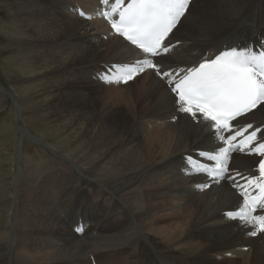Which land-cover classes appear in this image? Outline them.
I'll return each mask as SVG.
<instances>
[{
    "label": "bare ground",
    "instance_id": "1",
    "mask_svg": "<svg viewBox=\"0 0 264 264\" xmlns=\"http://www.w3.org/2000/svg\"><path fill=\"white\" fill-rule=\"evenodd\" d=\"M111 1L112 0H110L108 4H105L103 0H93L96 7L94 8V5L92 6L94 9L99 10L100 17H97V15H95V10H93L91 11L93 14L91 20L86 21L81 16L74 14L78 9L75 6L76 3L81 2L80 5L85 7L87 6L85 5L87 3L86 0H18L17 10L19 11H17L18 15L16 16L20 18L19 21L22 20L20 26L23 27L22 29H24L28 35V46L26 45L28 48L27 51H25V55L27 54L28 58L24 56V60L28 59V62L39 60V62H41L40 59L45 58L47 61H45L46 63L43 65L47 64L49 67H53L58 61L65 60L66 58H69V56L70 58H76L80 64L84 65H88L89 62L93 63L91 66L98 65V63H94L98 60H100L101 63H112L110 66H100L98 68L99 78L101 75L104 78L105 76L103 75L106 70H109L117 63L120 65H134L137 61L149 59L158 67L159 72L174 74L177 71L186 72L188 69L195 67L199 62L204 61L205 59H211L222 50L231 49L233 47L242 49L250 48L256 53H259V50L261 49L264 51V0H203V4L198 8L196 14L191 20L192 26L189 27V31L185 32L187 35L182 34L181 36H178L179 27H181L183 23L194 14L193 7L198 0H191L186 16L181 18L180 22H178V24L180 23L179 26L178 24L176 25L174 31L164 42L163 46L170 49V52L166 53L168 59L165 57V60H162L159 64L155 61L157 59H163L162 56L153 60L155 57L152 58L144 55L124 41L121 37L112 34L111 27H107V24L109 23L104 21L101 16V8H106L105 5L108 6ZM72 8H74V11ZM83 9L86 11L88 7ZM220 30L223 31V37L221 36L220 40H216V42H210L209 40H211V36L216 33L218 34ZM106 34H109L111 37L106 39ZM23 44L24 43L21 45ZM34 44L38 45L40 48L38 47V50L34 49ZM102 45L105 47L102 48ZM184 45H186V47H184ZM103 57L104 59L105 57L108 58L102 61ZM18 58L20 59L21 57ZM101 63L99 62V64ZM30 66L31 65L28 67V65H25L24 63L21 65V68L24 71H30L34 68L35 64L34 66L32 64L33 68H30ZM63 68H65V66ZM71 68L74 69L73 67ZM41 71L43 72V69ZM149 71L150 74L148 71L138 74L139 79L142 78L139 85L140 89L136 91L142 97V99L137 97V100L139 101L138 103L141 105L148 103L150 106L148 105L147 108L144 109L145 114L152 113L150 116L141 115V122H144V120H146V122L144 125H141L140 123L139 134L143 128V131H146L145 129L151 131L164 129L170 134V137L176 141L172 147L175 149L172 150L171 148H168L160 155H154L151 150L152 140L148 135L141 140V145L139 143L135 145V138L137 136L134 131L132 132H134L135 135L128 137L124 135L126 129L116 131L115 133L111 128H105L103 125L104 128H102L97 121V124L91 122L92 124L89 125L88 118H91L89 116L90 114L87 115L89 117L81 114L86 125L80 122L79 125L74 128L76 134H78V138H75V134V136L71 135L72 131L70 128L72 126L65 130H69L68 132H70V138L68 137L69 135H67L69 140L73 137L75 141L77 140L82 143L80 144V146L82 145V150L86 149L85 154H81L77 151H75L77 153H72L71 151L74 155V158L71 157L72 161L76 162L81 169L77 172L69 171L67 173L52 171L53 176H44L46 178L53 177V181L48 184L42 183L40 174L37 175L35 159L33 161L34 165L29 164V168L27 167L25 172L22 171L23 174H21L23 175L24 182L22 185H19V195L18 193H15L14 195L17 194L18 197H16V199L14 198L12 202L11 199L10 205L8 206V209H13L10 214L13 222L9 223L5 218V220H2L3 218L0 219V249L2 243H6L8 249L6 252H0V264H90L87 258L88 253L94 255L93 258H95L98 264H105L108 259H115L116 264H264V233H258L257 235L252 236L250 233L255 230L253 225H246L242 220L228 218L229 213L239 211L243 206L242 200L244 197L241 194V190L235 186L236 183L241 184L242 182H238L237 179L241 176L259 177V166L257 169H254L252 155L238 152L235 154L234 159L236 164L241 166L242 170L236 171V167L229 162L227 165L229 171L228 174L225 175H229L231 178H236L235 181L233 180L234 184L232 186H227V184L224 185V178L217 182L210 177L204 176V178L201 174H196L197 176H193L189 182L187 180H180L182 177L177 176L176 173L173 172V168L175 170L178 169V171L182 172L186 177L189 173L193 175L192 171H189L188 167H186L185 157L197 158L200 155V151L217 152L220 148L225 146L219 139V133L216 132L211 121L204 120L203 116L200 114H197L194 118L179 110L180 105L177 103L175 94L171 92L170 87H167L166 81L170 77H162L155 69H150ZM31 76H33L32 73L30 74V78ZM42 76L45 78V75L42 74ZM60 77L61 79L66 77L64 72ZM48 78L47 80L50 79ZM57 80H59V78ZM43 83H45L44 80L42 81V87L44 85ZM54 83L55 81L53 82V86ZM78 83L80 82L78 81ZM69 84L71 85V83ZM122 84L123 83H121V85ZM55 85L57 84L55 83ZM113 87L119 88L121 86ZM158 87L162 89V92L159 91ZM45 88L46 87H44V89ZM48 90L51 89L48 88ZM44 92L47 93L46 91ZM44 92L39 93L43 94ZM117 95L121 97L122 94L118 93ZM48 96L53 98L55 96L57 97V95L51 96L50 94H48ZM38 97L40 98V96ZM44 99L46 101L48 98ZM55 103L57 105V102ZM63 103L61 105H63ZM51 104L49 106L50 108ZM130 104H133V102ZM25 107L26 106L24 105V108ZM30 107L31 106L27 108L29 109ZM48 108L47 110H50V108ZM83 108L84 107H82V109ZM55 109L53 110L56 111L57 109ZM31 111L33 112V110ZM34 111L36 112V110ZM87 111L88 110H86V112ZM13 112L14 111H11V113ZM7 120H9V118ZM74 120L75 119H73V121ZM157 122L159 124L154 125ZM4 125L5 124L2 126L4 127ZM7 125H9V123L6 124V126ZM60 125L61 124H59L58 127H60ZM145 125L152 127H146ZM247 125H252V128L250 129L251 131L259 129L260 131L257 133V137H259V141H264V105L258 106L245 117H242L235 128ZM90 126H95L102 135L114 136L116 140L120 141L119 147L115 149L113 142L107 147L104 144H97L95 140L87 141L86 139L79 138L83 128ZM170 130H172L173 133H170ZM16 131L17 130L13 132L16 134ZM74 131L73 133H75ZM25 134H27V132ZM190 135L193 136L192 139ZM8 136L10 135H7V137L5 136V138H11V136L13 137V134L10 137ZM0 137L2 138V136ZM13 138H15V135ZM63 140L65 139L63 138ZM132 141V147L127 148V144ZM257 142L258 141L254 144ZM75 145L76 147L79 146L77 144ZM68 146L70 145L68 144ZM56 147L58 146L56 145ZM23 157L26 158L24 155L22 158ZM13 158L15 157L13 156ZM47 158L55 161L53 157L51 158L49 156ZM156 158L159 159L154 161ZM82 160H85L86 162L83 163ZM47 161L46 158L45 161L40 158L37 163H41V167L44 168L45 165L51 164ZM29 162L30 161H26L23 163L22 161L26 166ZM152 162L154 163L151 164ZM19 167L21 168V166ZM43 170L44 169L42 168L40 169L41 172L45 173ZM146 171L155 175L146 174ZM85 172L89 174L92 179L87 175H84ZM1 174L3 175L4 173ZM3 179H1V181ZM17 181H15V184H17ZM40 183L41 186L39 187ZM193 184L194 188L198 189V192L194 195V205L193 207H190V210L194 211V208H196V213L202 211L201 213L202 215H205L206 220L207 218H210V215L212 216L217 213L218 215H223L218 216L220 219H215L216 221L214 222V225H217L220 228H216L218 230L214 233V240L219 241L222 244L217 245L212 238H210V240H201L199 226L195 227L190 233L188 230H191L193 225L189 226L187 222H189V220L195 221L196 219H199V215L193 217L191 211L176 213L175 206L170 202V199L174 197V194L184 197L192 196L196 192L191 188V185ZM175 186L176 189L174 190ZM105 187H107L115 196L112 198L114 203L123 199L121 204L124 205L125 211L129 215L127 222L121 225L116 231L107 229L103 232H97L92 230V228L90 229L89 226L82 235L73 233L68 224L69 222H67L70 221L72 223V220H67V215H65L66 208L61 206L62 202H66H59L57 208L56 196L61 195V193L68 194L69 199H67L66 206L70 204V201L71 203L79 202L82 207L78 208V210L81 211V213L79 212L78 217L90 222L95 218L108 217V212L102 206L101 198L102 192L104 193L103 188ZM2 189L4 190V188ZM140 189L141 191L139 192ZM69 193L71 194L69 195ZM10 194L11 193H9V195ZM20 195L21 197H19ZM188 201L189 199L180 202V208L184 207ZM126 204L134 209L139 215H133L131 209L127 207ZM189 213L191 214L190 218H186ZM61 227L65 228L64 230L67 229L66 233L56 235L57 233H60ZM179 227L182 231H179ZM10 231H12L11 237L8 235ZM45 231H52L54 233L49 237H45L43 234ZM182 233L183 236L180 235ZM178 235L180 236L177 242L180 241L181 244L179 248L175 243H172L177 239ZM13 237L16 239V243H14ZM56 237H60L63 242L57 246V248H54V250L48 249L45 251L43 249V252H41L40 249L33 250L34 245H36L37 248L42 247L40 240H45L44 246L49 247L51 245L49 240L57 239ZM71 239L73 240L71 241ZM160 243H163L162 246H160ZM13 249L15 259L11 258ZM181 249L184 250L180 252ZM102 253L107 259L105 263L102 261ZM135 258L136 260L133 263Z\"/></svg>",
    "mask_w": 264,
    "mask_h": 264
},
{
    "label": "rangeland",
    "instance_id": "2",
    "mask_svg": "<svg viewBox=\"0 0 264 264\" xmlns=\"http://www.w3.org/2000/svg\"><path fill=\"white\" fill-rule=\"evenodd\" d=\"M86 1H87V3L85 5H87V6H85V7H88V9L86 11L83 9L85 7L80 5L81 2H77L75 6H79L80 9H81V12H85L88 15H90L89 19H84V20L87 21V20H91V18H92L93 14H92L91 11L95 10V13H96L97 9H94L96 7V5L93 3V0H86ZM17 3H18V0H0V92H1L0 93V136H2V138H3L2 139L0 137V140H1L0 142H1V145H2V146L0 145V159H1L0 160V168H1L0 170H2V171H0V174L4 173L3 175L2 174L0 175V177H1L0 181H1V179L5 178V179H3L0 182L1 183L0 185L3 184L2 186H0V189H1L0 190V193H1L0 194V203H1L0 204V217H1L0 219H2V218H3L2 220L6 219V221H9V223L13 222L12 221L13 220L12 217H10V214L12 213L13 209L12 208H10L11 210L8 209V206L10 205V200L12 199L11 200V202H12L14 200V198L16 199V197H18L17 194L16 195H14V194L18 193V195H19V185H22L23 182H24L22 174H23V172H25L27 167L29 168V166H30L29 164L34 165V163H33L34 159L36 161L35 164L37 166V175L40 174V178H42L41 182L44 183V184H48V183H51L53 181V177L52 178L44 177V176H49V177L53 176L52 171H54V172L58 171V172H61V173H67L69 171L77 172L78 170L81 169L80 166L76 162L72 161L71 157L74 158V155L72 153L79 152L81 154H85L86 149L82 150V145L80 146V144H82V143L80 141H77V140L75 141V139H73V137L70 140L67 138V135H69L68 137L70 138V136L74 135V134L77 136L76 137L74 135L75 138H78V134H76V130L74 128H76L79 125L80 122H82L83 124L86 125V122L82 118L81 114H83V116H87V115L90 114L89 116L91 118H88L89 123H90L89 125H91L92 123L95 124L96 121H97V123L100 124V126L102 128H104V127L108 128V129L111 128V130H114L115 133H116V131L125 130L126 129L124 135L128 136V137H132L136 133V136H137L136 138H138V139L135 138V145L138 144V143L141 145L142 144L141 140L144 139V137L146 135H148L151 138V140H152V149L151 150H152L154 155H160L163 151H165L168 148H171L172 150L175 149V148H172V147L176 143V141L173 138H171L170 134L164 129H161V130H158V131H151V130L145 129L146 131H143L144 130V128H143V130L139 134L140 123H141V125H144V123L146 122V120H144V122L143 121L141 122V115L142 114L146 115L144 109L147 108V106L149 104L146 103V104L141 105L140 103H138L139 101L137 100V97H140L142 99L141 95H139V93L136 92L137 90L140 89L139 85H140V82L142 81V78L139 79L138 75L133 79L134 81L131 80L127 84H124V83L122 85H121V83H119V84H116V83L110 84V83H107L104 80L107 83L106 84V83L101 81V78H103L102 75L99 78L98 68L100 66H103V67L110 66V64H112V63H101V61L98 60L97 62H94V63H98V65L91 66L93 64L91 62H89L88 65H84V64H80L77 61L76 58H70V56H69L70 59L66 58L65 59L66 61L65 60H60V61H58V63H56L57 65L54 64L53 67H49V66H47V64L43 65V64L46 63L45 61H47V60H45V58L40 59L41 62H39V60H36L35 62H30L29 61L30 64L28 62V59L24 60V56L26 58H28L27 54L25 55V51H27V48H28V47H26V45L28 46V40H27L28 39V35H27L26 31L24 29H22L23 27L20 26L22 20L19 21L20 18L18 16H16V15H18L17 11H19V10H17ZM202 4H203V0L202 1L198 0L196 2V4L193 7V10H194L193 13L194 14L189 19H187L183 23V25L181 27H179V29L177 28L178 29V36H181L182 34L187 35V34H185V32L189 31V27L192 26V21L191 20L193 19V16L196 14V11L198 10V8ZM92 5H94V8H93ZM12 7H13V9H12ZM101 10H102V8H101ZM74 14H76V13H74ZM184 16H186V14ZM61 21H63V20H61ZM179 24H178V26H179ZM109 25L110 24H107V27H110ZM222 34H223V31L220 30V32L218 34L216 33L215 35H212L211 36V40L212 41L211 40H209V41L210 42H213V41L216 42V40L217 41L220 40L221 36L223 37ZM106 35H107L106 39H108V37H111L109 34H106ZM22 38H23V42H22ZM105 41H107V40H105ZM22 43H24L25 45L24 44L21 45ZM36 44H34L35 48L34 47L33 48L38 50L40 47L38 45H36ZM104 47L105 46L102 45V48H104ZM184 47H186V45H184ZM102 51H103V49H102ZM19 52H21V53H19ZM17 54H18V56H17ZM18 57H21V58L19 59ZM162 57H163V59H157V60H156V57L155 58L152 57V58H153V60L154 59L156 60L155 62L157 64H159L162 60H165V57H166V59H168V55L167 54L162 55ZM106 58H108V57H105V59ZM105 59L103 57L102 61H104ZM99 62L101 64H99ZM24 63H25V65H28V67H29V65L32 66V64H33V66H34V64H35L34 68H36V69H34L33 66L32 67L30 66V68H33V69H31L30 71H24L21 68V65L24 64ZM41 63H42L43 66L41 65ZM74 64H75V66H74ZM63 65L65 66V68H63L64 67ZM37 66H39V67H37ZM55 67L57 68V70H56ZM71 67H73L74 69H72ZM37 68H38V70L40 68V70L38 71ZM41 68L43 69V72L41 71L42 70ZM149 70L150 69H146L144 71V73L146 71H148L149 74H150ZM53 71H56V72H53ZM29 72H30V74L31 73L33 74V76H31L32 80L30 78ZM63 72H64L66 77L61 79L60 76H62ZM42 74L45 75V78H44V76H42ZM53 74H54V76L56 78L53 76ZM33 77H35V78H33ZM41 77H42V79L45 82V83H43L45 85V86L43 85V87L41 86L42 85V81H43L41 79ZM47 78L50 81L47 80ZM58 78H59V80H57ZM46 80H47V82H46ZM54 81H55V83L57 85H55V83H54V86H53V82ZM78 81L80 83H78ZM25 82H28V83H25ZM63 82H64V84H63ZM68 82L71 83V85ZM51 84H52V86H51ZM92 84H94V85H92ZM113 86H121V87H119V88L115 87L114 88ZM3 87H4V89H3ZM44 87H46L45 88L46 90L44 89ZM107 87H110V88H107ZM167 87L169 88V85H167ZM48 88L51 89V90H48ZM53 88H54V90H53ZM57 88H59V89H57ZM158 89H159L160 92H162L161 88L158 87ZM47 90L49 91V93H48ZM44 91H46L47 93H45ZM50 91H51V93H50ZM8 92H10V93H8ZM39 92H44L45 94L44 93L41 94ZM67 93H68V95H67ZM118 93L122 94L121 97H119V95H117ZM48 94H50L51 96L52 95H57V97L55 96L53 98V97L48 96ZM72 94H74V95H72ZM44 95H46L47 97L44 96ZM38 96H40V98ZM41 96L44 97V98H48V99H46V101H45V99L42 98ZM58 96H60V97H58ZM13 97H14L15 100L13 99ZM30 98H32V99H30ZM55 98H56V100H55ZM82 98H84V99H82ZM43 99H44L45 102L43 101ZM136 100H137V102H136ZM39 101H40V103H39ZM63 101H64V103H63ZM55 102H57V105H56ZM61 102L63 103V105H61L62 104ZM131 102H133V104H130ZM44 104H46V105H44ZM50 104H51V108L52 109L49 107ZM24 105L26 106L25 107L26 109L24 108ZM29 106H31V107L28 109L27 107H29ZM48 107L50 108V110H47ZM82 107H84L83 109H84L85 112H86V110H88L86 112L87 114L83 111ZM36 108H40V109H36ZM41 108H43V109H41ZM53 109H55L59 114L56 111H54ZM65 109H66V111H65ZM31 110H33V112ZM34 110H36V112ZM58 110H60V111H58ZM11 111H14V112L11 113ZM26 111H29V112H26ZM44 111H46V112H44ZM22 112H25V113H22ZM28 113H30V114H28ZM32 115H33V117H32ZM57 115H59V116H57ZM150 115H152V113H149L146 116H150ZM89 116H87V117H89ZM22 117H24V118H22ZM76 117H77V119H76ZM8 118H9V120H7ZM73 119H75V120L73 121ZM132 119H134V120H132ZM57 120L59 121V124H61L60 127H58L59 124H58ZM94 120H95V122H94ZM8 121H10V122L12 121L13 123L12 122L10 123ZM77 121H78V124H77ZM2 122H6V123H2ZM7 122L9 123V125L6 126V124H8ZM3 124H5L4 127L2 126ZM157 124H159V123L157 122L154 125H157ZM113 126H114V128H113ZM134 126H136V127H134ZM145 126L146 127H152V126H149V125H145ZM21 127H22V129H21ZM68 127L69 128L71 127L70 128V130L72 131L71 135H70V132H68L69 130L65 131V130L68 129ZM4 129H5V131H4ZM7 130H8V132H7ZM15 130H17L16 134L13 132ZM73 131L75 133H73ZM132 131H134L135 133L132 132ZM149 131H151V132H149ZM26 132H27V134H25ZM170 133H173V131L170 130ZM12 134H13V137L15 135V138H13L11 136ZM7 135H10L11 138H7L6 139L5 136L7 137ZM17 135H18V137H17ZM192 135H190L191 139L193 137ZM10 136H8V137H10ZM57 136H59V137L61 136L62 137V138L60 137L61 140ZM64 136H66V137H64ZM16 137H17V139H16ZM49 138H52V139H49ZM63 138L65 140H63ZM79 138L86 139L87 141L95 140L97 144H104L107 147H109L110 144L113 142L115 149H117L119 147V145H120V141L116 140L114 136L100 134V132L96 129L95 126L84 127L83 130H82L81 135L79 136ZM11 140H13V141H11ZM58 140H60V141H58ZM71 140L72 141L74 140V141L72 142ZM66 141H68V142H66ZM15 143H16V145H15ZM41 143H43V144H41ZM68 144L70 146H68ZM71 144H74V145L77 144L79 146L76 147V145H75V147H74V145H71ZM132 144H133V141L131 143H128L127 144V148L132 147ZM56 145L58 147H56ZM52 146H54V147H52ZM1 147H2V149H1ZM65 148H67V149H65ZM61 149H62L63 152L61 151ZM74 149H76V150H74ZM80 149H81V151H80ZM18 150H19V152H18ZM20 150H21V152H20ZM71 151H72V153H71ZM75 151H77V152H75ZM235 154H237V153H234V154L231 155L230 163H231V165L236 167V171H239V170L241 171L242 170L241 166H238L236 164V162H235V159H234ZM12 155L15 158H13ZM23 155L26 156V158L25 157L22 158ZM27 156L28 157L30 156V157L28 158ZM49 156L51 158L53 157V159H55V161H57V162H55L52 159H48L47 157H49ZM39 157L44 159V161H45V158H46L48 160L47 162H50L51 164L45 165L44 168L41 167V163H37V162H39V159H40ZM252 157H253L254 169H257L258 166H259L260 161L262 160V156L254 154V155H252ZM158 159L159 158H156L154 161H156ZM24 160L30 161L27 164V166L25 164H23V163L26 162ZM22 161H23V163H22ZM71 162L73 163V165H72ZM82 162L84 163L86 161L82 160ZM153 163L154 162H152L151 164H153ZM75 164H76V166L78 165L77 166L78 168L75 166ZM1 165H2L3 168L1 167ZM12 166H14V167H12ZM19 166H21V168ZM40 167L42 169H44L43 171L45 173L41 172L42 170L40 171V169H41ZM18 169H19L20 172L18 171ZM173 172L176 173L177 176L182 177L180 180H187L188 182H189V180L191 178H193V176H197L194 173H193V175L191 173H189L188 176L186 177V175H184L182 172L178 171V169L175 170L174 168H173ZM146 174H151V173H149V171H146ZM84 175H87L88 177H90L89 174H87L86 172L84 173ZM151 175H155V174H151ZM20 177H22V178H20ZM90 178L92 179V177H90ZM15 181H17V184H15L16 183ZM223 182H224V185L227 184V186L228 185L232 186L234 184L233 179L229 175L224 177ZM13 184H14V186H13ZM40 186H41V183L39 184V187ZM2 188H4V190ZM191 188L196 191L192 196L184 197V196H180V195L174 194V197H172L170 199V202L173 203V206H175L176 213L190 212L191 211L190 207H193L194 200H195V196L194 195L198 192V189L194 188V184L191 185ZM7 189H9V190H7ZM175 189H176V186L174 187V190ZM103 191H104V193L102 192V195H101L102 206L108 212V217L107 218H102V217L101 218H95V219H93L90 222H88L86 220H83V218H81V217H78L79 212L81 213V211L78 210V208L82 207V205L79 202L78 203H75V202L71 203V201H70V204H68L66 206L67 199H69L68 194L66 195V194L61 193V195L56 196V202H57L56 203V207L57 208H58L59 202H61V201L66 202V203L62 202L61 206L66 208L65 209V215H67V220L68 219L72 220V223L70 221H67V222H69L68 224H69L70 229H71V231L73 233H75L73 231L74 228L76 226H78V228H79V226L82 225L83 223H86V226H87L85 228V230L87 228H89V226H90V229L92 228V230H95L97 232H103L104 230H107V229H110L112 231H116L121 225H123V224H125L127 222L128 218H129V215L125 211L124 205L121 204V201H123V199H120V200H118V201H116L114 203L112 201V198H114L115 196L109 191V189L107 187H105V188H103ZM140 191H141V189L139 190V192ZM9 193H11V194L9 195ZM71 193H69V195ZM19 197H21V195ZM51 197H53V196H51ZM187 199H189L188 203L186 205H184V207L180 208V204L179 203L182 202L183 200H187ZM76 205H77V208H76ZM126 206L131 209L133 215H139L130 206H128L127 204H126ZM1 209H2V211H1ZM195 209L196 208H194V211L193 210L191 211L193 217L199 215L200 218L196 219L195 221L189 220V222H187V224L189 226L193 225L192 229L188 230V231H190V233H191V231H193L195 227L199 226L198 228L200 229V233H201L200 239L201 240H210V238H212L214 240V233L218 230L216 228H219V226L214 225V222L216 220L220 219V217H218V216H223V215H218V213L215 214V215H212V216L210 215V218H207V220H206L205 215H202V213H201L202 211L201 212H197L198 213L197 214ZM190 216H191V214L189 213V215L186 218H190ZM193 222H194V224H193ZM205 227H206V229H205ZM153 228H156V227H153ZM64 229L65 228L61 227L60 233H57L56 235H61L63 233H66L67 229L66 230H64ZM203 229H205V230H203ZM208 229H209V231L210 230H214V231H210V233H211L210 234ZM179 231H182V229L180 228ZM11 232L12 231H10L9 234H8L10 237L12 236ZM83 232L81 234H79V235H82ZM53 233L54 232H52V231H45L43 234H44L45 237H49L51 234L53 235ZM180 235L183 236V233L180 234ZM180 235H178L177 239H175L174 242H172V243H175V245L178 246V248L181 246L180 241L177 242V240H178ZM56 238L57 239L49 240V242H51V245L49 247L44 246L45 245L44 244L45 240H40V244H42V247L37 248L36 245H34L33 246L34 249L33 248L32 249L33 250H39L40 249L41 252H43L44 250L46 251L48 249H50V250L53 249L54 250V248H57V246H59L63 242L60 237H56ZM72 240L73 239H71V241ZM13 241H14V243H16V239L14 237H13ZM214 241H215V243H217V245L222 244L219 241H216V240H214ZM162 244L160 246H162ZM7 250L8 249H7L6 243H2V247L0 249V252H2V251L6 252ZM183 250L184 249H181L180 252L183 251ZM13 251H14V249L12 250L11 258L15 259ZM93 256L94 255L92 253H88V256H87L88 261L90 262V264H98L96 262L95 258H93ZM85 259H86V257H85ZM106 260L107 259H106V257L103 254L102 261L105 263ZM135 260H136V258L134 259L133 263L135 262ZM105 264H116V261H115V259H108V261Z\"/></svg>",
    "mask_w": 264,
    "mask_h": 264
},
{
    "label": "snow or ice",
    "instance_id": "3",
    "mask_svg": "<svg viewBox=\"0 0 264 264\" xmlns=\"http://www.w3.org/2000/svg\"><path fill=\"white\" fill-rule=\"evenodd\" d=\"M103 2L108 4L109 0ZM122 3L123 0H115L111 12H104L103 16L118 34L143 53L158 56L161 51H170L163 42L185 15L191 0H130L123 10H119ZM117 12L119 20L114 21L112 15ZM146 69H155L162 77L174 76L169 83L174 85L172 91L176 94L179 110L194 118L200 114L204 120L213 122L219 139L226 145L214 153H201L214 161L215 167L209 170L206 166L197 165L200 171H208L218 182L228 172L231 153L239 151L264 156V142L254 145L260 130L249 133L252 125L234 130L232 124L238 117L264 105V51L256 53L250 48L233 47L198 67L188 69L183 75L179 72L161 73L151 60L144 59L134 65H114L112 73L104 79L110 84H127ZM226 132L231 134L225 136ZM258 170L259 177H241L245 183L235 184L241 190L244 203L238 212L228 214L231 219L238 218L246 225H253L252 236L264 233V215H254L257 209H264V159L260 161ZM232 179L235 181L236 178Z\"/></svg>",
    "mask_w": 264,
    "mask_h": 264
}]
</instances>
